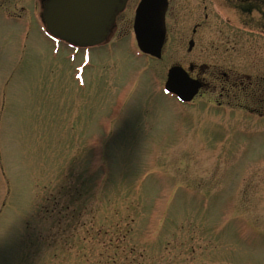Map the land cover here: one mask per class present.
<instances>
[{"label": "rangeland", "instance_id": "rangeland-1", "mask_svg": "<svg viewBox=\"0 0 264 264\" xmlns=\"http://www.w3.org/2000/svg\"><path fill=\"white\" fill-rule=\"evenodd\" d=\"M14 1L0 0V264H264V116L217 82L264 76V9L171 0L153 59L133 15L79 50ZM190 64L212 83L181 103L164 85Z\"/></svg>", "mask_w": 264, "mask_h": 264}, {"label": "water", "instance_id": "water-1", "mask_svg": "<svg viewBox=\"0 0 264 264\" xmlns=\"http://www.w3.org/2000/svg\"><path fill=\"white\" fill-rule=\"evenodd\" d=\"M129 0H46L43 21L55 38L78 47L105 42L115 19ZM168 0H140L133 24L139 50L160 59L166 41ZM202 84L181 66L167 72L164 91L182 102H190Z\"/></svg>", "mask_w": 264, "mask_h": 264}, {"label": "flooded vegetation", "instance_id": "flooded-vegetation-1", "mask_svg": "<svg viewBox=\"0 0 264 264\" xmlns=\"http://www.w3.org/2000/svg\"><path fill=\"white\" fill-rule=\"evenodd\" d=\"M15 1H14V6H15V8H17V7L19 8V12L24 13L28 9L27 6L21 5V4L19 5ZM28 1H30L29 4H31V5L33 4V6L31 8H33V9H37L38 8L39 12L36 15H38L37 17H39V20L41 21V23H42V25L44 27L43 30H45V26H44V23H43V10H44V4H45L46 0H34L33 1L34 3H31V0H28ZM233 1L235 2V5H233L234 8L238 9V0H233ZM139 2H140V0H129L127 2V4H126L125 9L123 11H121L120 13H118V15H117V17L115 19V22L112 25L111 30H110V38L108 40H106L105 42H103V43H101V44H99L97 46H94V47H99V46H102V45H106L108 42H110L112 37L115 36V33H116L117 29L119 28V21L123 20L126 17H130L132 15L135 17V11H136V8H137ZM168 2H169V6H168V11H169L170 7H172L171 6L172 4H171V0H168ZM168 11L166 13L167 33H168V23H167ZM19 17H21V15H18L17 19ZM204 17L207 18L208 17L207 14H205ZM201 27H202V22L201 23L197 22V23H195L192 26V28H191L192 37L197 35L198 30ZM45 32H46V30H45ZM192 37L190 38V40L188 42V52L189 53L192 52L193 46L195 44V41L193 40ZM94 47H87V48L76 47V49H79V50H81V49H91V48H94ZM164 48H165V46H164ZM164 48L162 50V56H163ZM143 55L147 56V57H150V58H153V59H156V58L151 57L149 55H145V54H143ZM174 66H181V65H174ZM209 69L210 68H208V66H206V68H202V66H200V67L197 66L196 67V65H194V64H190L189 67L187 68V71H188L189 75L192 78H195V79L197 78V79H199L202 82V88L199 90V93L196 95V97L202 91H204L205 89L209 88V82H210V85L212 83L211 81L207 80L208 79V75L207 74L209 73ZM213 76L214 75H210L211 79H213ZM217 82H218V84H220L219 86L222 89L221 95L223 93H227V95H229L231 92L234 93V99L237 102V107L236 108H238V102H239V110L240 111L244 112V111L248 110V112L254 113L256 115H258V114L262 115V117L264 116V76L261 77V80H259V82H255L254 83L252 81H249L248 84H246L242 88H239V85H238V73L237 72L235 73V72L230 70V71L222 72L221 75L218 74L217 75ZM255 85L261 86V96H259L258 98H256L257 97L256 96V92L259 89L257 88L255 90V88H256V87L254 88ZM238 89H239V92H238ZM238 94H240V99H238ZM254 99H258L257 103H260L262 105L261 109H257L255 107H253Z\"/></svg>", "mask_w": 264, "mask_h": 264}, {"label": "trees", "instance_id": "trees-1", "mask_svg": "<svg viewBox=\"0 0 264 264\" xmlns=\"http://www.w3.org/2000/svg\"><path fill=\"white\" fill-rule=\"evenodd\" d=\"M240 11L243 14H251L254 11H263L264 0H238ZM264 32V29H263Z\"/></svg>", "mask_w": 264, "mask_h": 264}, {"label": "bare ground", "instance_id": "bare-ground-1", "mask_svg": "<svg viewBox=\"0 0 264 264\" xmlns=\"http://www.w3.org/2000/svg\"><path fill=\"white\" fill-rule=\"evenodd\" d=\"M166 35H167V32H166ZM109 38H110V33H109L108 37L106 38V40H108ZM106 40H105V41H106ZM136 44H137V42H136ZM193 79L199 81V82L202 84V82H201L199 79H197V78H196V79L193 78ZM201 88H202V87H201ZM201 88H200V89H201Z\"/></svg>", "mask_w": 264, "mask_h": 264}]
</instances>
